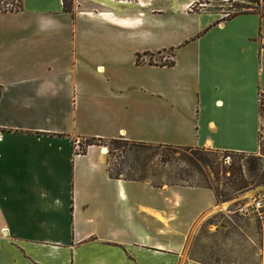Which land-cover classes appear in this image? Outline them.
<instances>
[{"label": "crops", "instance_id": "obj_1", "mask_svg": "<svg viewBox=\"0 0 264 264\" xmlns=\"http://www.w3.org/2000/svg\"><path fill=\"white\" fill-rule=\"evenodd\" d=\"M9 1L21 5L0 3V264H204L186 246L213 189L113 178L104 146L79 142L257 153L264 17L194 0Z\"/></svg>", "mask_w": 264, "mask_h": 264}, {"label": "rangeland", "instance_id": "obj_2", "mask_svg": "<svg viewBox=\"0 0 264 264\" xmlns=\"http://www.w3.org/2000/svg\"><path fill=\"white\" fill-rule=\"evenodd\" d=\"M245 3H250V0H195V9L207 8L223 12L227 17L228 14L240 10L235 7L236 4ZM18 5H21L20 1ZM260 8L264 9V0L261 1ZM157 59L164 62L169 61L164 56ZM102 144L103 149L108 150L109 167L114 172H117L121 166H124L126 173L134 169L131 165H136V160L140 157V152L136 147H133V151H129L131 148L129 145L114 149L110 142ZM125 150L128 151L125 152ZM219 154L222 160H227L225 162L227 164L237 159L241 167L239 171L244 174L250 185L242 193L232 192L230 200L218 202L216 208L197 222L187 244L186 258L190 259L189 257L193 256L209 264H264V220L256 216H244L237 211L243 198L264 192V95L261 96V130L258 152L220 151ZM125 161L128 164L123 165ZM167 169L177 171L176 168ZM230 174L231 171L228 172V176ZM221 175L223 176V173ZM208 176L215 181V176L210 169H208ZM198 181L200 179L197 175L195 182ZM223 182L224 178L218 184L220 190L228 191L229 187Z\"/></svg>", "mask_w": 264, "mask_h": 264}, {"label": "trees", "instance_id": "obj_3", "mask_svg": "<svg viewBox=\"0 0 264 264\" xmlns=\"http://www.w3.org/2000/svg\"><path fill=\"white\" fill-rule=\"evenodd\" d=\"M2 0H0L1 3ZM262 0H250V3L236 4L235 7L240 10L229 14L224 19L236 17L239 14L257 13L264 17V9L260 8ZM254 3V4H253ZM66 9L72 11L66 0ZM138 60H140V55ZM264 93H261V96ZM260 113H261V98H260ZM103 142H110L114 149H121L129 145V151H133L136 147L140 152V157L136 160V165H131L134 168L130 172H124V166L118 168L114 172L110 167L109 171L113 178L137 180L149 182L153 186L162 187L164 185H189L199 186L213 189L216 193L218 202L231 199L232 192L242 193L250 185V182L239 170L240 163L237 159H233L230 164L225 163L227 160H222L220 151L194 146H175L166 144H154L149 142H136L126 139H104V138H84L81 140L80 147L82 152H86V148L90 145H103ZM120 145V146H119ZM128 150H125L127 152ZM233 153H242L235 151H224ZM128 164L127 161L123 165ZM167 168H176L177 171H170ZM208 169L215 176V181L208 176ZM231 174L228 176V172ZM223 173V176L221 175ZM199 177L200 181L195 182V176ZM224 178L223 184L226 185L228 191H221L219 183ZM188 244V243H187ZM187 249V246H186ZM192 260L209 264L199 258L189 257Z\"/></svg>", "mask_w": 264, "mask_h": 264}, {"label": "built area", "instance_id": "obj_4", "mask_svg": "<svg viewBox=\"0 0 264 264\" xmlns=\"http://www.w3.org/2000/svg\"><path fill=\"white\" fill-rule=\"evenodd\" d=\"M193 6L195 7V0ZM18 8H20L18 2L13 3L9 0L1 1L2 10H14ZM79 143H81V141ZM237 211L244 216H256L264 220V192L243 198L242 202L239 204L237 208ZM4 231L5 229H3V232Z\"/></svg>", "mask_w": 264, "mask_h": 264}, {"label": "bare ground", "instance_id": "obj_5", "mask_svg": "<svg viewBox=\"0 0 264 264\" xmlns=\"http://www.w3.org/2000/svg\"><path fill=\"white\" fill-rule=\"evenodd\" d=\"M107 151H108V150H107L106 148L103 149V153H107Z\"/></svg>", "mask_w": 264, "mask_h": 264}, {"label": "water", "instance_id": "obj_6", "mask_svg": "<svg viewBox=\"0 0 264 264\" xmlns=\"http://www.w3.org/2000/svg\"><path fill=\"white\" fill-rule=\"evenodd\" d=\"M222 205V204H221Z\"/></svg>", "mask_w": 264, "mask_h": 264}]
</instances>
